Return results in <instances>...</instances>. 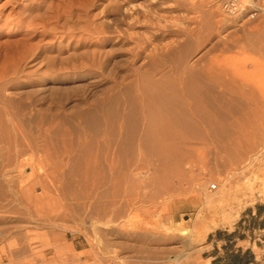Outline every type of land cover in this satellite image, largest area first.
Wrapping results in <instances>:
<instances>
[{
    "label": "rangeland",
    "instance_id": "1",
    "mask_svg": "<svg viewBox=\"0 0 264 264\" xmlns=\"http://www.w3.org/2000/svg\"><path fill=\"white\" fill-rule=\"evenodd\" d=\"M222 1L123 0L16 71L4 28L0 264H225L237 225L264 264V0Z\"/></svg>",
    "mask_w": 264,
    "mask_h": 264
},
{
    "label": "bare ground",
    "instance_id": "2",
    "mask_svg": "<svg viewBox=\"0 0 264 264\" xmlns=\"http://www.w3.org/2000/svg\"><path fill=\"white\" fill-rule=\"evenodd\" d=\"M224 1L225 0L222 1V9ZM122 2L123 0H0V38L4 36L3 30L5 27H8L10 30L13 29L12 33L6 34V44L10 43L9 39L11 36H17L21 34L22 31H25L24 34L21 36L18 35L19 37L11 41V43L21 46V49L17 53V57H15L17 58L15 60L16 62L14 61L15 71L21 68V65H25L27 61L36 59L40 50L46 47V45H54L53 41L56 39H59V41L66 39L68 43L72 41V39L76 37L79 38L82 34L86 33L87 36L94 35L96 39H100L101 41V34L104 33L105 30H102V23L97 22V16L100 14H104L105 16L111 13L120 16ZM236 5L238 7L236 6L233 10L225 9V11H223L228 15L234 14L240 11L241 4L239 0ZM88 39L91 38L88 37ZM66 45L64 44L65 47ZM255 156L252 159H255ZM250 180V186L248 187H253V183L259 181V184H257L260 185L259 195L264 196V177L258 179V175L254 174ZM219 189L220 187L216 184V188L213 192H217ZM222 199L223 198H220V200ZM192 201L195 202L194 200ZM214 225L215 224H212L211 226L197 230L191 236H193L196 241H200L204 239L206 233L210 231ZM186 229L188 228L183 227L180 229V232L186 234Z\"/></svg>",
    "mask_w": 264,
    "mask_h": 264
},
{
    "label": "crops",
    "instance_id": "3",
    "mask_svg": "<svg viewBox=\"0 0 264 264\" xmlns=\"http://www.w3.org/2000/svg\"><path fill=\"white\" fill-rule=\"evenodd\" d=\"M248 217V220L250 219H264V207H261V205H255L249 209V213L246 215ZM254 230V229H253ZM259 230L261 231V243L262 246H264V226L260 227ZM239 231L240 226L237 225L233 229L228 230V232L222 233L221 235L217 236L213 241L215 242L214 245L217 246L218 243H220V249L221 251L224 250V255L228 257L225 259V257L220 261H225V264H257V256L252 248V243L255 242V245L258 243V238H253L251 241V237H239ZM250 242V246L242 247L238 245V242L241 240H247ZM231 243L229 248L224 247L223 245ZM264 254V252H262ZM212 258H215V256H211Z\"/></svg>",
    "mask_w": 264,
    "mask_h": 264
},
{
    "label": "built area",
    "instance_id": "4",
    "mask_svg": "<svg viewBox=\"0 0 264 264\" xmlns=\"http://www.w3.org/2000/svg\"><path fill=\"white\" fill-rule=\"evenodd\" d=\"M237 1L238 0H225L223 3V10L224 11L225 9L233 10L237 6L236 5ZM255 158H257L262 162V164H264V146H262L261 149L256 153ZM215 188H216V183H212L209 189L214 190Z\"/></svg>",
    "mask_w": 264,
    "mask_h": 264
},
{
    "label": "trees",
    "instance_id": "5",
    "mask_svg": "<svg viewBox=\"0 0 264 264\" xmlns=\"http://www.w3.org/2000/svg\"><path fill=\"white\" fill-rule=\"evenodd\" d=\"M261 207H264V206H261Z\"/></svg>",
    "mask_w": 264,
    "mask_h": 264
}]
</instances>
